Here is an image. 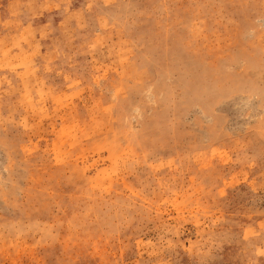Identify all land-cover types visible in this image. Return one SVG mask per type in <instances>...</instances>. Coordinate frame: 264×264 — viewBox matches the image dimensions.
I'll list each match as a JSON object with an SVG mask.
<instances>
[{
	"label": "rangeland",
	"instance_id": "1",
	"mask_svg": "<svg viewBox=\"0 0 264 264\" xmlns=\"http://www.w3.org/2000/svg\"><path fill=\"white\" fill-rule=\"evenodd\" d=\"M0 264H264V0H0Z\"/></svg>",
	"mask_w": 264,
	"mask_h": 264
}]
</instances>
